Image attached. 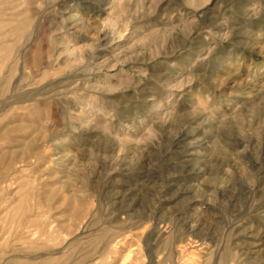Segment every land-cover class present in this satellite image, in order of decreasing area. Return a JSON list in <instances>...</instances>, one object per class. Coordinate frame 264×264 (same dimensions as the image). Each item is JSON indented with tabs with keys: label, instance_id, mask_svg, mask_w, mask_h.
I'll return each mask as SVG.
<instances>
[{
	"label": "rangeland",
	"instance_id": "1",
	"mask_svg": "<svg viewBox=\"0 0 264 264\" xmlns=\"http://www.w3.org/2000/svg\"><path fill=\"white\" fill-rule=\"evenodd\" d=\"M0 264H264V0H0Z\"/></svg>",
	"mask_w": 264,
	"mask_h": 264
}]
</instances>
